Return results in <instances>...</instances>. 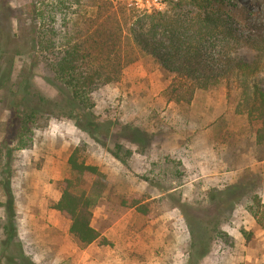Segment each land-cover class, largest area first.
Returning a JSON list of instances; mask_svg holds the SVG:
<instances>
[{"label":"rangeland","instance_id":"obj_1","mask_svg":"<svg viewBox=\"0 0 264 264\" xmlns=\"http://www.w3.org/2000/svg\"><path fill=\"white\" fill-rule=\"evenodd\" d=\"M51 1L0 0V12L4 9L15 15L13 32L22 39L38 25L34 12ZM133 1L141 10L168 12L186 23L197 11L188 4L183 12H172L161 0ZM224 1L239 38L235 50L241 59L252 61L254 55L245 40L250 28L264 31V0ZM208 42L204 51L219 67L217 55L225 49V42L222 38ZM31 53L20 49L10 56L0 50L1 72L6 71L10 58L14 62L0 90V264H85L86 249H80L69 234L70 222L52 209L61 197L62 182L72 177L68 160L82 143L86 145V163L97 167L108 180L92 225L102 239L107 234L111 240H106L108 245L101 240L94 243L90 248L93 253L97 248L122 249L131 244L132 252L126 251L124 258L128 264L147 262L151 251L160 252L172 263V249L181 247L183 234L189 233L182 212L153 204L149 216H143L123 203L132 204L137 195L158 198L177 186L172 178L176 171L183 175V185L191 183L190 190H180L187 205L198 202L206 208L211 190L204 189L222 190L217 187L245 180L259 183L254 194L264 205V147L256 143L258 124L249 125L245 115L236 113L240 91L234 88L228 92L219 86L197 92L190 106L169 103L164 92L172 76L151 57L126 68L119 84L93 95V118L83 123L91 131L95 125V131L79 129L67 118L48 117L35 129L31 149L8 146L7 91L19 95L28 82L50 98L58 95L51 84L54 75ZM4 146L8 150L2 155ZM119 146L124 163L112 156ZM202 168L208 175L216 170L217 176L199 180L204 175ZM249 207L264 221L262 210L244 199L221 225L234 239V247L213 240L207 251L200 253L191 241L188 264H264V227L249 213ZM6 228L13 231L10 243Z\"/></svg>","mask_w":264,"mask_h":264},{"label":"trees","instance_id":"obj_2","mask_svg":"<svg viewBox=\"0 0 264 264\" xmlns=\"http://www.w3.org/2000/svg\"><path fill=\"white\" fill-rule=\"evenodd\" d=\"M161 1L172 12H183L187 4L197 11L191 13L192 20L186 23L168 12L141 10L133 0H52L34 12L37 27L20 39L11 25L15 15L2 9L0 50L10 56L20 49L32 52L34 59L54 75L51 84L58 92L56 98H50L28 82L22 86L19 95L7 91L10 112L7 145L15 144L19 150L31 149L35 129L48 117L67 118L79 129L95 131V125L91 131L83 123L93 118V95L119 84L126 68L144 57H151L172 76L164 97L177 106H190L197 92L219 86H225L228 92L238 89L240 101L236 113L245 115L249 125L258 124L256 143L258 147H264V31L250 28L245 43L254 57L252 61H246L235 50L239 38L224 0ZM2 20L9 24H3ZM218 38L226 45L217 55L219 67L213 65V57L204 51L208 41ZM11 62L14 63L10 58L6 71H0V90L11 75ZM6 147H3L2 155L8 150ZM122 151L119 146L112 156L124 163ZM85 153L84 143L72 152L68 160L72 177L62 182L61 197L52 205L53 210L70 222L69 234L82 250L99 240L109 244L92 225L94 212L108 188V180L97 167L86 163ZM1 161L0 155V167ZM182 176L178 171L172 173L177 186L163 191L158 198L137 195L132 204L124 202L123 206L136 208L143 216H149L153 204L180 210L192 245L200 253L206 252L213 240L234 247V239L221 230V225L244 199L251 200L262 210L264 220V205L254 194V189L259 186L256 181L245 180L222 190L212 189L207 194V207L204 208L198 202L183 203L178 190L183 186ZM249 210L255 220L262 222L258 212L252 207ZM259 224L264 227V221ZM5 230L7 243H10L14 240L13 231ZM241 233L245 234L244 231Z\"/></svg>","mask_w":264,"mask_h":264},{"label":"crops","instance_id":"obj_3","mask_svg":"<svg viewBox=\"0 0 264 264\" xmlns=\"http://www.w3.org/2000/svg\"><path fill=\"white\" fill-rule=\"evenodd\" d=\"M181 145H183V141L181 142ZM184 159V158H182ZM203 170V176H199V180H203L205 178H209V176H217L216 170L211 171L210 174L208 175L207 172H205V169H201ZM190 184H184L182 187L178 188V190H183L184 188L188 187L190 190ZM217 187V186H216ZM224 189L223 187H217V189ZM206 190H212V188H207L204 189V191ZM183 201V200H182ZM184 202V201H183ZM179 212L178 210H174ZM176 216V215H175ZM104 238H106L107 241H110L111 239L109 238V236L107 234H104ZM182 242L184 243L181 247L178 248H174L172 249V251L174 252V257L175 259L172 260V263L168 262L166 259L162 258L160 255L161 253H157V252H150L151 253V258L150 260H148L147 262H142L141 264H188V254H189V247H187L188 244L191 243V238L189 233H185L183 234V237L181 238ZM92 245L90 247H88L85 251V257L83 259V262L85 264H128L127 262H125V254L126 251L128 252H132V245L129 244L127 245V247L125 248H119L117 246H113V247H107L105 249L103 248H97L96 251H94V253L91 251ZM97 252V254H96ZM167 254V253H165ZM133 264H138V263H133Z\"/></svg>","mask_w":264,"mask_h":264}]
</instances>
